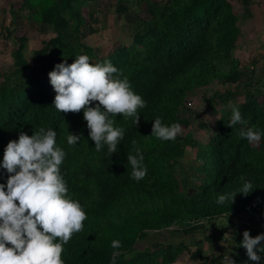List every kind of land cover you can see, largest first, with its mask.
Masks as SVG:
<instances>
[{
  "label": "trees",
  "instance_id": "trees-1",
  "mask_svg": "<svg viewBox=\"0 0 264 264\" xmlns=\"http://www.w3.org/2000/svg\"><path fill=\"white\" fill-rule=\"evenodd\" d=\"M237 1L249 6L253 0ZM96 2L103 0H21L26 17L50 27L53 35L30 53L27 37L18 36L11 51L14 68L0 83V161L11 139H18L21 131L31 135L41 126L55 128L57 143L66 150L61 171L70 194L88 215L84 227L64 245L65 264H111L114 251L116 264H172L185 250L190 259H200L198 264H225L222 255L205 256L182 241L138 245L151 233L167 229L186 236L206 229L204 241H221L227 227L236 242L237 264H264L251 261L246 246L239 243L245 229L252 235L264 232L252 221L264 215V138L250 143L240 136L241 127L264 129V52L248 61L236 55L242 33L235 2L115 0L116 14L130 16L131 38L104 54L85 41L98 31V15L89 9L85 17L76 9ZM16 19L12 10L9 24L1 26L6 37L17 31ZM79 53H87L90 62L111 59L147 100L138 109V125L123 113L113 115L125 136L118 151L110 154L107 144L95 148L83 109L59 110L53 104L56 90L47 69L65 58L71 63ZM211 85L221 87L206 98L210 120L199 122L209 131L205 142L191 131L174 140L152 134L156 117L189 127L191 122L181 115L187 97ZM232 102L239 104L247 125L227 123ZM69 131L82 134L77 144H68ZM137 146L148 169L139 181L131 176L127 162L128 152L134 153ZM188 147L195 149L199 166L192 191L184 190L182 182L191 179L180 172ZM8 175L0 169V181L6 182ZM245 180L252 182L250 193L238 192L234 199L218 202L219 195L234 193ZM113 239L122 241L119 249H113Z\"/></svg>",
  "mask_w": 264,
  "mask_h": 264
},
{
  "label": "clouds",
  "instance_id": "clouds-1",
  "mask_svg": "<svg viewBox=\"0 0 264 264\" xmlns=\"http://www.w3.org/2000/svg\"><path fill=\"white\" fill-rule=\"evenodd\" d=\"M90 60L87 53H79L73 62L65 58L50 70V81L56 90L53 104L59 110L83 109L95 148L101 150L107 144L110 154L118 151L125 136L124 128L116 126L113 115L123 113V117L134 118L138 125L141 116L138 109L145 107L147 100L111 59ZM93 101L98 102L93 106ZM231 109L227 123L247 125L239 104L232 102ZM182 132L179 121L168 124L160 117L154 120L152 134L162 140H174ZM81 136L69 131L68 144H77ZM240 136L250 143L259 142L264 138V129L255 125L241 127ZM66 155L65 148L57 143V130L53 127L41 126L31 135L21 131L18 139L7 143L0 161V169L9 174L6 182L0 181V264H65L64 245L74 232L84 227L88 215L81 201L70 194L61 171ZM127 162L135 180L146 176L147 164L139 146L134 153L128 152ZM253 189L252 182L245 180L234 193L219 195L218 202ZM261 241L264 232L252 235L249 229L244 230L239 243L246 246L251 261H264ZM111 244L113 249H119L122 241L113 239ZM228 259L237 264L234 258ZM111 264H116L115 251Z\"/></svg>",
  "mask_w": 264,
  "mask_h": 264
},
{
  "label": "rangeland",
  "instance_id": "rangeland-1",
  "mask_svg": "<svg viewBox=\"0 0 264 264\" xmlns=\"http://www.w3.org/2000/svg\"><path fill=\"white\" fill-rule=\"evenodd\" d=\"M21 0H0V83L6 81L9 75L8 72L13 70V58L11 55L12 48L16 47V38L24 35L27 37L26 48L28 53L32 50L38 49L42 46V41L48 39L53 35L50 27L46 25H40L36 22L29 20L26 17V12L20 8ZM98 3V2H96ZM91 3L90 6L86 4L76 5V9L88 17V10L92 9L99 17L97 22L98 31L94 34L88 35L85 41L98 49L100 54L107 53L110 49L117 46L120 43H126L131 38V29L129 25V15L118 16L116 14L115 0H103L102 4ZM236 5H240L237 1ZM13 7L14 13L17 17L14 26L17 27L13 37H6L4 35V29L2 25L7 26L10 22ZM240 8V7H239ZM238 10V9H237ZM240 11L238 10V13ZM245 36L240 41L239 48L236 51V55L244 60L248 61L253 56L260 57L264 52V30L260 27L250 28L245 30ZM42 66H40V69ZM52 67L47 69V76ZM262 74V65L257 67V75ZM221 87L220 85H211L207 88L198 89L194 94L187 97V105L181 109V115L191 122L189 127H183L182 134L187 131L193 132V136L198 140L205 142L209 136V131L199 127L201 119L210 120L212 112L207 106L206 98L214 91V88ZM209 122V121H208ZM195 149L188 147L185 156V161L180 165V172L185 173L191 180L183 181V188L186 191H192L197 188L194 179V174L199 170L197 161L195 160ZM178 171V169H177ZM185 175V176H186ZM170 230V229H169ZM172 231H159L153 232L151 236L139 242L138 247L143 248L145 246H151L154 242H164L169 240H178L181 235L178 233H172ZM189 253V252H188ZM185 252V255L188 254Z\"/></svg>",
  "mask_w": 264,
  "mask_h": 264
},
{
  "label": "crops",
  "instance_id": "crops-1",
  "mask_svg": "<svg viewBox=\"0 0 264 264\" xmlns=\"http://www.w3.org/2000/svg\"><path fill=\"white\" fill-rule=\"evenodd\" d=\"M235 2V9L238 13V10L240 11L238 13V25L241 29V38L240 41L245 36V30L252 29L255 27L263 28L264 30V0H253L252 3L249 6H241L236 5L237 0H233ZM240 7V8H239ZM238 9V10H237ZM222 219V218H221ZM255 225L264 228V215H262L260 218H255L252 220ZM164 231H172V233H178L181 235L180 239L176 240H169L174 243L184 242L188 245L189 249L191 251H194L196 248L201 249L205 256H211L213 255H222L224 257L223 261L225 264H231V261L228 259V257L234 256L235 253V246L236 242L232 237V229L231 227H227L225 230L224 237L221 241L216 242H207L204 241V236L207 233L206 229H197L194 233L190 235H183L180 232L174 231L173 229H167ZM159 232V231H156ZM171 233V235H173ZM152 233L149 235L151 236ZM202 240V241H199ZM224 241V243H222ZM166 242V241H164ZM185 252L188 253V251H184L178 259L172 263V264H198L200 262V259H190L189 253L185 255Z\"/></svg>",
  "mask_w": 264,
  "mask_h": 264
}]
</instances>
